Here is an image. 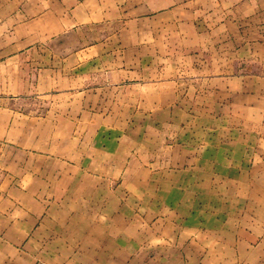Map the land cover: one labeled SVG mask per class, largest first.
<instances>
[{
  "label": "crops",
  "instance_id": "0c3cea01",
  "mask_svg": "<svg viewBox=\"0 0 264 264\" xmlns=\"http://www.w3.org/2000/svg\"><path fill=\"white\" fill-rule=\"evenodd\" d=\"M143 45L163 46L159 62L186 70L131 78L129 52ZM145 86L159 89L151 107ZM135 91L133 111L213 114L194 147L215 159L206 174L235 176L220 188L244 194L250 219L238 220L222 264H264V230L253 226L264 215V0H0V264H113L128 254L124 228L115 235L130 222L123 176L153 165L134 149L121 156L123 140L108 150L91 136L87 152L83 134L66 128L83 126L87 111L85 126H99L101 97L130 109Z\"/></svg>",
  "mask_w": 264,
  "mask_h": 264
},
{
  "label": "rangeland",
  "instance_id": "374dc122",
  "mask_svg": "<svg viewBox=\"0 0 264 264\" xmlns=\"http://www.w3.org/2000/svg\"><path fill=\"white\" fill-rule=\"evenodd\" d=\"M165 50L169 51L170 48ZM129 53L130 60L126 66L131 72V78L142 76L147 82L167 79L172 72L179 69L185 71L187 67L186 62H159L165 58L163 46L132 47ZM156 90L159 91L155 87L145 86V96L148 99L146 107L155 105L152 101L157 102L161 98L156 94ZM166 97L170 95L167 94ZM101 98L104 99L98 105L101 110L97 117H93V124L99 120V126H85V123H90L91 120V112L87 111L83 116L84 125L77 128L68 127V133L71 134L73 130L72 134H83L82 146L87 152L93 149L87 142L91 136H97L100 146L106 141L105 148L108 150L115 141L123 140L121 156H126L130 149H134L136 162H140L142 158L143 162L153 165L151 173H136L138 168L133 164V160L132 165L135 167L132 166V170L136 169L135 173L123 176V191L128 199L123 214L130 218V222H125V225L122 222L115 224V235L118 231L123 232L124 228L125 238L130 237V246L128 254L115 258L113 264H200L203 262L204 246H207V263L222 264L226 257L224 252L234 243L231 236L236 230L238 220L241 217L248 221L250 219L242 213L244 209L241 202L243 200L244 203V194L235 197L236 201L228 194L226 198L221 190L225 184L221 181L234 180L235 176L206 174L205 171L209 170L208 167L214 164L215 159L202 158V152L194 147L196 139L203 140L206 135L202 125L209 120V113L184 109L178 112L149 109L133 111L131 107L137 101L136 91L128 101L130 109H123L128 107V104L124 107L120 103L121 99L117 101V98L111 95ZM69 101L74 103L75 100ZM52 102L58 103L59 100ZM61 102L63 100H60ZM48 114H51L49 118H53V109ZM209 116L213 114L210 113ZM172 117L177 119L176 123H172ZM171 141L173 148L169 149ZM199 145L201 147L202 143ZM65 146L68 150L70 144ZM195 149L198 154H195V159H190ZM159 152L161 153L155 162L154 157ZM139 155L141 157L137 158ZM239 178L241 181L244 176ZM121 181L115 180L119 185ZM63 184L70 186V190L66 192L69 202L76 194L75 188L69 185V180ZM122 193L121 189L116 190V195L123 196ZM71 208L72 204L67 203L66 211ZM102 210L104 208L100 207V213ZM254 214L256 213L253 212L251 217L254 218ZM262 217L264 215L259 214L253 221L255 229L257 226V229L264 230V222L260 219ZM242 225L250 226V222L244 221ZM201 231H206L208 235L204 236ZM219 232H222L221 235H218ZM221 249H224L223 255L220 254Z\"/></svg>",
  "mask_w": 264,
  "mask_h": 264
}]
</instances>
